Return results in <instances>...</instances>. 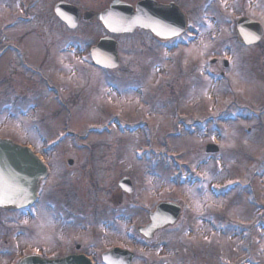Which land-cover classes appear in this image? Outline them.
<instances>
[{
  "label": "rangeland",
  "instance_id": "rangeland-1",
  "mask_svg": "<svg viewBox=\"0 0 264 264\" xmlns=\"http://www.w3.org/2000/svg\"><path fill=\"white\" fill-rule=\"evenodd\" d=\"M55 1L0 0V136L29 143L50 166L31 211L0 209V264L77 242L96 264L114 244L135 252L132 264H264V210L249 200L264 206V37L242 44L234 29L241 14L264 25V0H174L188 17L183 41L169 47L140 27L115 34L116 69L90 63L104 27H66ZM212 140L219 150L206 152ZM121 175L131 193L118 188ZM161 199L180 202L181 215L144 239L136 226Z\"/></svg>",
  "mask_w": 264,
  "mask_h": 264
},
{
  "label": "water",
  "instance_id": "water-1",
  "mask_svg": "<svg viewBox=\"0 0 264 264\" xmlns=\"http://www.w3.org/2000/svg\"><path fill=\"white\" fill-rule=\"evenodd\" d=\"M55 11L67 21L69 26L76 25L80 18L79 9L66 1L55 4ZM86 18L97 17L111 32L132 31L136 26L150 28L154 35L165 37L181 32L186 25L185 13L174 3H161L156 0H138L133 6L123 0H113L100 11H85ZM239 41L250 43L259 40L264 32L262 24L250 17L241 16L236 23ZM96 64L113 67L119 62L117 41L110 35L101 37L91 47ZM215 143H208L206 151H216ZM72 162V159H69ZM47 173L43 160L26 145L10 138L0 137V205L22 207L31 204L36 198L39 182ZM119 186L127 191L133 188L131 179L122 176ZM181 207L174 201H161L151 212V220L139 229L151 236L158 226L174 222ZM133 252L113 247L103 253V258L113 264H130ZM18 264H92L82 253L63 257L46 258L36 254L24 256Z\"/></svg>",
  "mask_w": 264,
  "mask_h": 264
},
{
  "label": "flooded vegetation",
  "instance_id": "flooded-vegetation-1",
  "mask_svg": "<svg viewBox=\"0 0 264 264\" xmlns=\"http://www.w3.org/2000/svg\"><path fill=\"white\" fill-rule=\"evenodd\" d=\"M57 1H59V0H56L54 3H53V9H54V5H55V3L57 2ZM111 1V0H110ZM110 1L108 2V4L110 3ZM69 2V1H68ZM70 3H72V2H70ZM72 4H74L75 6H77L78 8H79V10L81 11V13H79V15H80V21H79V23L81 22V21H86L87 23L88 22H94V21H98V19H96V18H94V19H92V20H88V19H85L84 17H83V12L84 11H86L87 9H95V8H93V7H90V8H83V7H81V6H79V5H77V4H75V3H72ZM107 4V5H108ZM106 5V6H107ZM105 6H103V7H101V8H104ZM101 8H97L98 10L99 9H101ZM98 23H99V21H98ZM78 245H79V243H78ZM74 249L75 250H69V251H66V252H62V253H59V254H52V255H50V256H52V257H54V256H61V255H65V254H69V253H77V252H81V250H80V246L78 247V246H76V243L74 244ZM84 252V251H83Z\"/></svg>",
  "mask_w": 264,
  "mask_h": 264
}]
</instances>
